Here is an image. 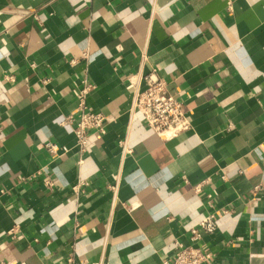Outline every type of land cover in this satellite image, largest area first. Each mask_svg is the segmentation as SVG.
Returning a JSON list of instances; mask_svg holds the SVG:
<instances>
[{
	"label": "crops",
	"instance_id": "1",
	"mask_svg": "<svg viewBox=\"0 0 264 264\" xmlns=\"http://www.w3.org/2000/svg\"><path fill=\"white\" fill-rule=\"evenodd\" d=\"M153 69L171 138L133 108ZM85 80L108 122L80 154ZM263 155L264 0H0V264H160L221 209L204 264H264Z\"/></svg>",
	"mask_w": 264,
	"mask_h": 264
},
{
	"label": "built area",
	"instance_id": "2",
	"mask_svg": "<svg viewBox=\"0 0 264 264\" xmlns=\"http://www.w3.org/2000/svg\"><path fill=\"white\" fill-rule=\"evenodd\" d=\"M144 85L139 86L138 81H130L133 87V108L142 114L145 123L158 135L171 138L191 128L190 116L183 108L182 102L171 94L167 89V81L158 75L156 69L140 75ZM140 78L138 79L140 81ZM83 87L76 92L77 105L74 110L77 118L69 114L67 120L72 122L73 133L76 139V146L80 154L88 150V140L92 132H105L108 116L101 111L93 110L86 101L88 92L94 86L83 81ZM44 148L52 159L60 156L68 150L66 146H59L52 141H46ZM261 165L264 169V155L261 158ZM48 185L50 182L47 181ZM260 184L254 186L258 189ZM6 193V188L0 186V197ZM209 207H214V200L209 197L207 200ZM209 211L200 219L199 223L189 229V237L185 242H176L173 254L162 258L160 264H204L210 262L214 255L204 248L200 241L203 236L210 234L217 228L218 213ZM15 227L7 233L14 235ZM96 264V263H93Z\"/></svg>",
	"mask_w": 264,
	"mask_h": 264
}]
</instances>
